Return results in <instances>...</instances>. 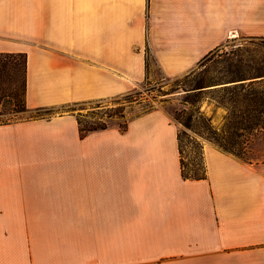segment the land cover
Here are the masks:
<instances>
[{"label": "crops", "instance_id": "0c3cea01", "mask_svg": "<svg viewBox=\"0 0 264 264\" xmlns=\"http://www.w3.org/2000/svg\"><path fill=\"white\" fill-rule=\"evenodd\" d=\"M239 38L264 39V0H0L27 112L128 94L146 52L179 78ZM203 165L181 177L161 107L82 139L71 112L0 125V264H264V160L210 144Z\"/></svg>", "mask_w": 264, "mask_h": 264}, {"label": "rangeland", "instance_id": "374dc122", "mask_svg": "<svg viewBox=\"0 0 264 264\" xmlns=\"http://www.w3.org/2000/svg\"><path fill=\"white\" fill-rule=\"evenodd\" d=\"M17 64L16 77L6 85L9 98L0 101V119L4 121L71 112L86 126L106 123L117 128L133 117L161 107L178 127L186 175L201 173L203 152L210 144L219 149L221 145L232 152L229 154L246 161L264 160V81L253 83L256 79L264 80V39L228 40L194 71L174 79L164 78L149 58L146 79L128 94L38 112L11 111L17 99L23 100L22 59L18 58ZM250 82L252 85L247 87ZM242 83L243 89H234V85ZM198 85L203 89L194 90ZM252 90L254 96H250ZM14 97L17 99L13 100Z\"/></svg>", "mask_w": 264, "mask_h": 264}, {"label": "trees", "instance_id": "16d2710c", "mask_svg": "<svg viewBox=\"0 0 264 264\" xmlns=\"http://www.w3.org/2000/svg\"><path fill=\"white\" fill-rule=\"evenodd\" d=\"M20 58L22 59V66L24 69V81L21 85L22 90H23V100L21 99H17V97H14L13 100H16V103L12 105L11 111L14 113H22V112H26V107H25V103H24V96H25V87H26V56L23 54H19V55H2L0 54V101L3 98H9V95L7 94V89H6V85L8 83H10L11 81H13V78L16 77V73H17V59ZM149 58H151L150 54L148 52H146V74L148 73V62H149ZM152 59V58H151ZM15 76V77H14ZM250 85H252V82L248 83V85H246L247 87H249ZM234 89H243L245 86L244 84H238V85H234ZM224 88H228V87H224ZM203 87L198 85L197 88H195L194 90H202ZM223 89V88H222ZM254 91H251L250 96H254ZM39 110H37L38 112ZM3 113H0V118H2ZM37 118H41V117H34L31 119H37ZM77 120V124H78V130H79V136L80 138H84L86 137L88 134L93 133V132H97V131H103L106 130L109 125L106 123H101L100 125H84L81 123V121L79 120L78 117H76ZM12 121H4L3 119H0V125H5L8 124ZM117 128L119 129L120 132H124L126 131L127 128V122H124L123 125H118ZM178 147H179V136H178ZM220 148L222 149V151L224 152H228V153H232L229 149L222 147L220 145ZM179 152H180V147H179ZM240 159V156H237ZM244 160V159H243ZM180 164H181V177L183 179H190V180H202L205 179V170L204 167L201 171L200 174L198 173H193L192 175H186L184 173V167L182 166V160L180 157Z\"/></svg>", "mask_w": 264, "mask_h": 264}]
</instances>
